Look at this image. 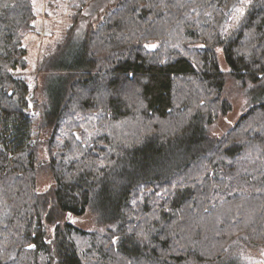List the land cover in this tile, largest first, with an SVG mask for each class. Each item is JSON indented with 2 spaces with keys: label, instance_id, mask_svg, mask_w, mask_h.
Returning <instances> with one entry per match:
<instances>
[{
  "label": "trees",
  "instance_id": "16d2710c",
  "mask_svg": "<svg viewBox=\"0 0 264 264\" xmlns=\"http://www.w3.org/2000/svg\"><path fill=\"white\" fill-rule=\"evenodd\" d=\"M83 3L30 107L15 70L33 1L0 0V264H217L264 247V0H118L78 32ZM228 78L262 84L217 132ZM87 212L96 229L72 222Z\"/></svg>",
  "mask_w": 264,
  "mask_h": 264
},
{
  "label": "rangeland",
  "instance_id": "374dc122",
  "mask_svg": "<svg viewBox=\"0 0 264 264\" xmlns=\"http://www.w3.org/2000/svg\"><path fill=\"white\" fill-rule=\"evenodd\" d=\"M32 1L36 13L35 28L23 40L26 48L27 65L24 68L15 70L16 75L24 78L29 84L30 107H34L33 101L42 102L46 99V94L42 87L45 73L39 69V64L46 55L55 49L57 42L65 37L75 16L78 14L77 7H79V4L83 1L86 3L76 28V31L83 32L89 23H96L104 16L106 9L116 4L118 0ZM238 5L243 6L242 3ZM241 8L238 7L237 10ZM221 61L223 66H226L222 56ZM261 84L254 82L242 83L236 79L228 78L223 95L230 101L231 109L224 117L221 116L216 125L213 126V129L217 132H223L228 129L230 124L234 123L249 107L250 103L254 102ZM33 115L36 120L35 139H38V141L44 140V138L47 139L50 136V132L39 126V116L36 110L33 111ZM52 181V177L43 173L39 178L38 187L43 189ZM71 219L74 224L85 229H96L98 227L97 221L89 212L82 216H72ZM217 264H264V247L244 242L238 249L235 248L232 257H226Z\"/></svg>",
  "mask_w": 264,
  "mask_h": 264
}]
</instances>
